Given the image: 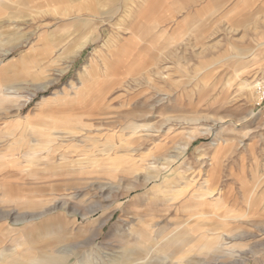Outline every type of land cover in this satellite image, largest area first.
Segmentation results:
<instances>
[{
  "label": "rangeland",
  "instance_id": "1",
  "mask_svg": "<svg viewBox=\"0 0 264 264\" xmlns=\"http://www.w3.org/2000/svg\"><path fill=\"white\" fill-rule=\"evenodd\" d=\"M170 1L0 0L1 264H264V0Z\"/></svg>",
  "mask_w": 264,
  "mask_h": 264
},
{
  "label": "crops",
  "instance_id": "2",
  "mask_svg": "<svg viewBox=\"0 0 264 264\" xmlns=\"http://www.w3.org/2000/svg\"><path fill=\"white\" fill-rule=\"evenodd\" d=\"M253 0H174V1H170L169 3H168V8L166 9V10H173V11H175V12H177V11H184V12H191V13H195V12H197V11H205V12H210V11H213V10H219V9H214V8H217V7H222V6H224V4L226 5V4H229V3H232V2H237V3H239V4H241V6L243 7V9L245 8V9H247L248 8V4L250 3V2H252ZM151 3L152 2H149V4H148V6H145V7H143V9H145V10H148V9H150L151 8ZM213 3V4H212ZM214 3L216 4V6H213L214 5ZM152 9L153 10H155L156 8H155V6H153L152 7ZM161 9H163V8H161ZM81 23H82V25L83 26H85V25H87L88 24V21L87 20H85V19H80L79 20ZM132 39H134V38H132ZM127 41V40H126ZM85 42L86 41H82L80 44H79V46H81V45H84L85 44ZM0 88H2V86L0 87ZM9 149V148H8ZM7 149V151L6 152H4V153H2V152H0V157L2 158V156L3 155H8V154H14L15 152L14 151H11V150H8ZM25 153V152H24ZM29 153V152H28ZM30 156H32L31 154L29 155H22V157L24 158V160L23 159H20V157H14L13 159H8V160H6V162H9V161H13L14 163H15V165L17 164V165H19V164H21L23 161H26V162H32V163H34V161L32 160V158H29ZM17 158V159H16ZM37 160H39V159H37ZM3 162H5L4 160H3ZM43 162V161H42ZM44 163V162H43ZM47 164L46 165H48V162H46ZM45 167H46V165L45 164H43ZM48 167V166H47ZM46 167V168H47ZM60 166H58V165H55L54 166V168H59ZM53 168V169H54ZM47 169H49V168H47ZM51 169V168H50ZM60 169V168H59ZM61 169H63V168H61ZM25 221V220H24ZM45 228H46V232H44V233H46V235L45 236H47V235H56L58 232H57V228H61L62 227V222H60V221H48L46 224H45V226H44ZM57 229V230H56ZM35 241V240H34ZM38 240H36L35 242H37ZM5 258V253L4 252H0V259H4ZM55 258H57V257H55ZM35 258H33V260H34ZM1 264V263H0ZM10 264V263H9ZM36 264H45L44 262H37ZM56 264H57V262H56Z\"/></svg>",
  "mask_w": 264,
  "mask_h": 264
},
{
  "label": "bare ground",
  "instance_id": "3",
  "mask_svg": "<svg viewBox=\"0 0 264 264\" xmlns=\"http://www.w3.org/2000/svg\"><path fill=\"white\" fill-rule=\"evenodd\" d=\"M87 70V69H86ZM84 71V70H83ZM86 72V71H85ZM88 72V71H87ZM86 72V73H87ZM85 73H83V74H81L80 75V82H83V75H84ZM245 86H247V87H249V88H252L253 86H250L249 84H246ZM254 86H255V84H254ZM145 180H147V179H145ZM176 192H182V190L181 189H179V188H175V193ZM200 195H201V193H200ZM195 208V207H194ZM178 230V229H177ZM139 234V236H141L142 237V235L143 234H145V233H142V232H140V233H138ZM176 234V233H175ZM171 237V242L175 239V241H178V239H180V237H179V235L178 234H176V236H172V235H170V236H167L166 237V240L168 239V238H170ZM128 250V249H127ZM127 250H125L124 251V253H125V258L124 259H127V255H129V254H131V255H133L134 254V251H127ZM142 252V251H141ZM137 253H140V251H138ZM146 256H144V258H143V261H144V263H142V264H151L150 262H151V259L150 260H146ZM138 259V258H137ZM54 262V261H53ZM53 262H50V263H53ZM137 264H139V263H137Z\"/></svg>",
  "mask_w": 264,
  "mask_h": 264
},
{
  "label": "built area",
  "instance_id": "4",
  "mask_svg": "<svg viewBox=\"0 0 264 264\" xmlns=\"http://www.w3.org/2000/svg\"><path fill=\"white\" fill-rule=\"evenodd\" d=\"M258 86V90H259V93L261 94L260 97H261V100H264V81L262 82H259L257 84ZM264 106V105H263Z\"/></svg>",
  "mask_w": 264,
  "mask_h": 264
}]
</instances>
